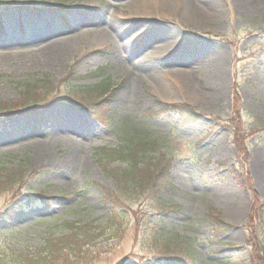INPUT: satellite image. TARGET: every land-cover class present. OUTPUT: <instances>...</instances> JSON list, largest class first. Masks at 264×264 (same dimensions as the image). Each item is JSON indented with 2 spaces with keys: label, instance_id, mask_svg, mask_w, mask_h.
I'll return each instance as SVG.
<instances>
[{
  "label": "rangeland",
  "instance_id": "obj_1",
  "mask_svg": "<svg viewBox=\"0 0 264 264\" xmlns=\"http://www.w3.org/2000/svg\"><path fill=\"white\" fill-rule=\"evenodd\" d=\"M189 1L207 18L160 0L2 1L0 106L27 104L0 111V168L24 183L0 192V264H264V0ZM104 26L106 39L95 33ZM35 36L73 50L25 58ZM188 78L206 83L209 102ZM105 79V102L77 92ZM139 134L169 188L139 189L132 211L115 210L105 195L126 165L109 155ZM69 222L73 240L100 231L81 258L52 255L62 241L48 237Z\"/></svg>",
  "mask_w": 264,
  "mask_h": 264
},
{
  "label": "trees",
  "instance_id": "obj_2",
  "mask_svg": "<svg viewBox=\"0 0 264 264\" xmlns=\"http://www.w3.org/2000/svg\"><path fill=\"white\" fill-rule=\"evenodd\" d=\"M2 1L0 0V4H2ZM111 84L112 83L110 79H105L99 84L94 85V86H84L80 88L77 87L78 88L77 92L86 94L87 96L86 101H89L91 97L95 99V97H101V95L105 96L107 92L110 91ZM34 97L35 96L33 95V98ZM104 98L105 97H101L98 100L99 102L98 104H100L102 99L105 102L106 99ZM26 104L25 102L6 103L0 106V111L7 109V113H8L9 111L11 112L15 109L24 108ZM178 114L184 117V118H180V121H182V123L186 124L189 121L190 119L189 117L191 114H188V115L182 114L180 111H178ZM125 127H126V124H124L123 128ZM150 142L151 141L146 140V138H142L141 135L140 137H136V138L129 136L124 141V144L120 147V149H118V151L116 152L112 151V153L109 155V156L114 155L112 160L118 159L119 161H122L126 165L125 166L126 170L120 171V173H116L113 176L116 187L119 189V191L116 193L115 192L106 193L105 195V203L107 205H113L115 208L117 207L115 210H118L120 208L118 206H125L128 208L129 211H132V206H131L132 203L130 202L133 197L132 193L136 192L138 194L139 189H142L146 193L151 194V193H155L156 191L158 192L160 188H163V187L166 189L169 188L168 184H166V181H165L166 179L165 171H162L161 169H158V168H155V170L153 171L152 168H150L152 163L150 161H147L148 156L145 151L148 145H150ZM141 164L146 165L145 166L146 171L143 174H139V171L137 170V166H140ZM21 178H22V173L19 171H10L7 169L0 168V192L7 193L10 189H12L14 190L12 193H21V190L24 186V183H22L23 181ZM121 187H123L124 189H122ZM35 197L38 198L42 202H45V200H48V199L49 200L52 199L51 196L44 195V194L42 196L35 195ZM139 200L140 198H138L137 202H139ZM153 209L154 208H151L150 210H153ZM207 219H209V217H207ZM210 220H212V218H210ZM220 222L221 221H218V223ZM61 227L65 229V232H60L58 234L55 233V235L48 237V238H51V240H54L58 244H60L59 242L62 241L61 242L62 247H59V248L57 247L54 249H52L51 247L52 255H55V256H57L58 252H62L64 248H66L68 249V252L66 253V255L68 256L71 255L75 259L81 258V254L79 253L81 248L85 245L90 244L96 237V234H100V231H98V229H93L91 231L86 228L84 229L83 231L84 233L82 234V236H79L73 240L72 236L74 234L76 233L80 234L79 232L80 227H78L77 229L73 228V223H70V222L63 223ZM170 250H172L170 247H166L164 252L170 251ZM174 251L179 252V248H176ZM45 252L48 253L50 251L46 250ZM246 252L248 253V250H246ZM55 256H53L52 258H54ZM22 262H24V264H27L25 261H22Z\"/></svg>",
  "mask_w": 264,
  "mask_h": 264
},
{
  "label": "bare ground",
  "instance_id": "obj_3",
  "mask_svg": "<svg viewBox=\"0 0 264 264\" xmlns=\"http://www.w3.org/2000/svg\"><path fill=\"white\" fill-rule=\"evenodd\" d=\"M160 1L168 2V3L170 1L175 2L177 4L179 12H181V14L187 20L193 19L194 21L198 22V21H202L203 19L207 18L206 17L207 15L202 13L200 8L192 6L189 0H160ZM257 4H258L257 1L252 2L250 5L247 6V10L252 11L255 7H257ZM211 16H215V15H211ZM19 25H22V24H19ZM95 33L97 34L98 37L101 36L104 39L108 38V36L111 37L109 32L106 30L105 26L101 27L100 30L99 29L95 30ZM24 34L27 36L28 32H25ZM22 43H23L21 44L23 46L22 49L24 50L22 51V55L25 56V58L26 57L29 58L28 56L32 57L35 55H39V57H35V58L40 59L42 61H53V60L55 61L58 59H62L63 57H66L68 54H70L71 51L73 50L68 45H65V43H63L62 45H57L55 43L53 44L52 42L50 43L48 42L44 44L40 39H36V36L35 38L29 39V42H22ZM159 48H161V46L159 45L151 46V49H153L152 51L157 50ZM0 56H4V55L0 54ZM150 56L145 53L143 56V59H145L146 61H149L150 63L152 61L151 57H153V56L151 57ZM18 57H22V56H18ZM201 68H206V69L208 68L207 60L202 65H200V67L197 68L196 70H199ZM184 73L185 75H190L192 74V71H189L186 69ZM193 80H194L193 78H188L187 82H185V89L191 93H193V90H194L195 95L199 98L201 102H209L210 101L209 97L206 96L207 95L206 83L203 86L201 83L199 82L195 83V81ZM262 100H264V91L262 93ZM261 166H263V163L260 161H257L255 164V168H260Z\"/></svg>",
  "mask_w": 264,
  "mask_h": 264
}]
</instances>
